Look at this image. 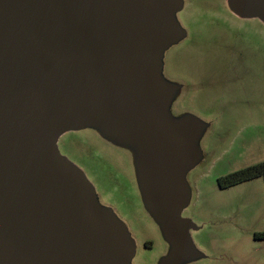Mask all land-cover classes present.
<instances>
[{
  "label": "water",
  "instance_id": "1",
  "mask_svg": "<svg viewBox=\"0 0 264 264\" xmlns=\"http://www.w3.org/2000/svg\"><path fill=\"white\" fill-rule=\"evenodd\" d=\"M264 24V0H229ZM184 0H0V264H132L136 243L84 171L62 155L95 129L137 154L138 185L169 252L202 257L183 217L204 125L172 117L164 53L187 33Z\"/></svg>",
  "mask_w": 264,
  "mask_h": 264
},
{
  "label": "rangeland",
  "instance_id": "2",
  "mask_svg": "<svg viewBox=\"0 0 264 264\" xmlns=\"http://www.w3.org/2000/svg\"><path fill=\"white\" fill-rule=\"evenodd\" d=\"M228 1L184 0L177 19L187 35L163 58L164 79L179 88L172 117L192 116L205 127L183 213L199 228L191 237L202 257L184 264H264V178L221 184L264 164V24L234 15ZM58 147L127 226L136 243L132 264H160L169 244L143 202L135 151L95 129L66 133Z\"/></svg>",
  "mask_w": 264,
  "mask_h": 264
},
{
  "label": "trees",
  "instance_id": "3",
  "mask_svg": "<svg viewBox=\"0 0 264 264\" xmlns=\"http://www.w3.org/2000/svg\"><path fill=\"white\" fill-rule=\"evenodd\" d=\"M264 170V164L253 166L246 170L239 171L232 175L227 176L225 179L221 180L222 187H230L238 183L247 181L249 179L260 176L261 171Z\"/></svg>",
  "mask_w": 264,
  "mask_h": 264
},
{
  "label": "flooded vegetation",
  "instance_id": "4",
  "mask_svg": "<svg viewBox=\"0 0 264 264\" xmlns=\"http://www.w3.org/2000/svg\"><path fill=\"white\" fill-rule=\"evenodd\" d=\"M260 176H262L264 178V170L261 171Z\"/></svg>",
  "mask_w": 264,
  "mask_h": 264
}]
</instances>
